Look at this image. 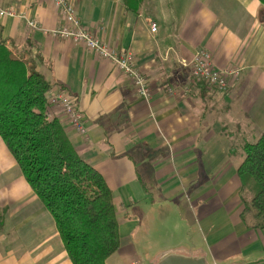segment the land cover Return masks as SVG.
<instances>
[{"label": "crops", "instance_id": "0c3cea01", "mask_svg": "<svg viewBox=\"0 0 264 264\" xmlns=\"http://www.w3.org/2000/svg\"><path fill=\"white\" fill-rule=\"evenodd\" d=\"M70 1L97 39L133 53L147 99L112 62L50 33L63 22L52 0H0L40 26L0 17V36L30 44L49 91L70 94L82 112L83 134L60 106L47 110L112 192L120 247L105 264H143L145 244L157 247L160 261L179 255L204 264H264V228L241 221L237 175L243 144L264 132L260 2L141 0L134 12L122 0ZM201 49L215 68L239 71L226 91L191 79L184 63ZM0 264H72L53 217L1 137Z\"/></svg>", "mask_w": 264, "mask_h": 264}, {"label": "trees", "instance_id": "16d2710c", "mask_svg": "<svg viewBox=\"0 0 264 264\" xmlns=\"http://www.w3.org/2000/svg\"><path fill=\"white\" fill-rule=\"evenodd\" d=\"M258 1L259 21L264 22V0ZM122 2L126 10L137 12L141 0ZM31 49L0 36V137L53 217L71 263L105 264L120 247L112 192L76 152L59 120L49 118L51 84L38 71V53ZM242 150L237 168L240 219L247 227L263 229L264 132Z\"/></svg>", "mask_w": 264, "mask_h": 264}, {"label": "built area", "instance_id": "2783aa9c", "mask_svg": "<svg viewBox=\"0 0 264 264\" xmlns=\"http://www.w3.org/2000/svg\"><path fill=\"white\" fill-rule=\"evenodd\" d=\"M63 17V22L58 27L50 30V33L62 39L82 43L85 47L98 56L112 62L118 69L131 80L135 92L141 98L147 99L150 95L147 79L139 70L133 53L129 50H116L96 38L78 19L73 3L70 0H52ZM0 17H19L32 29H39L36 20L29 19L26 13L18 12L13 7L0 5ZM156 29L155 24L151 30ZM190 77L194 83L204 84L207 88L224 92L228 89L231 78L237 77V69H217L213 65L211 53L208 50H198L189 64ZM49 105L60 106L68 118L69 123L81 134L86 129L84 119L74 98L64 91H49L47 93Z\"/></svg>", "mask_w": 264, "mask_h": 264}, {"label": "rangeland", "instance_id": "374dc122", "mask_svg": "<svg viewBox=\"0 0 264 264\" xmlns=\"http://www.w3.org/2000/svg\"><path fill=\"white\" fill-rule=\"evenodd\" d=\"M258 187V186H257ZM160 211H156V215L159 217L160 216ZM162 212V211H161ZM122 217V216H121ZM139 219V223L141 222V226H140V229H144V230H147L145 227H144V224L142 223V216H139L138 217ZM145 234H147V232H145ZM146 242V240H144ZM153 245H154V242H153ZM145 246V255L141 256V259L143 261V264H158L159 261L161 260L162 256H159V255H156V249L157 247L156 246H152V247H149V245L147 246V244L144 245ZM116 253H114L109 259V263H111V261L113 260V257H115Z\"/></svg>", "mask_w": 264, "mask_h": 264}, {"label": "water", "instance_id": "95a60500", "mask_svg": "<svg viewBox=\"0 0 264 264\" xmlns=\"http://www.w3.org/2000/svg\"><path fill=\"white\" fill-rule=\"evenodd\" d=\"M158 264H204V262L201 259L171 255L166 259L159 261Z\"/></svg>", "mask_w": 264, "mask_h": 264}]
</instances>
